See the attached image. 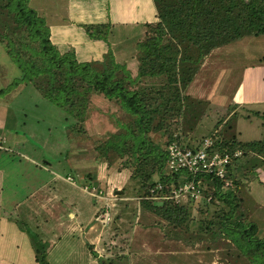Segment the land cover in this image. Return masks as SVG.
Segmentation results:
<instances>
[{
    "label": "rangeland",
    "instance_id": "rangeland-1",
    "mask_svg": "<svg viewBox=\"0 0 264 264\" xmlns=\"http://www.w3.org/2000/svg\"><path fill=\"white\" fill-rule=\"evenodd\" d=\"M149 30L144 26L121 43L119 59L131 75L136 74L138 44ZM262 40L264 35L242 37L214 47L186 86H175L183 99L170 105L180 106L181 114L168 116V129L150 132V140L165 150L169 132L192 145L212 132L224 139L261 138V119L251 109L264 106L235 109L229 98L242 68L254 62L251 53L264 48ZM20 75L0 43V264H39L27 232L6 218L23 221L47 243L48 264H100L99 258L103 264H249L228 238L212 239L204 229L224 203L205 209L199 202H185V220L169 224L142 206L143 190L130 177L134 166L128 155L109 151L101 156L98 145L119 130V120H130L119 105L92 94L85 119L67 120L64 110L43 98L31 82L14 84ZM150 81L161 84V78ZM257 172L249 177L252 181L263 179ZM241 191L240 217L255 222L256 234L263 236L264 204L255 205V192L245 195L244 185Z\"/></svg>",
    "mask_w": 264,
    "mask_h": 264
},
{
    "label": "trees",
    "instance_id": "trees-1",
    "mask_svg": "<svg viewBox=\"0 0 264 264\" xmlns=\"http://www.w3.org/2000/svg\"><path fill=\"white\" fill-rule=\"evenodd\" d=\"M153 1L158 21L145 24L150 30L138 44L135 75H131L125 64L115 61L110 48L102 61H78L72 49L59 52L49 38L45 20L29 6V0H0V43L20 71V78L14 84L31 82L43 98L64 110L65 119L82 122L92 94L102 95L128 114L130 120H119V130L110 133L97 149L103 158L109 151H116L119 156L128 155L134 166L130 177L137 179L143 190L142 206L175 225L187 217L185 204L168 198L156 206L154 200L145 198L156 181L165 183L163 193H168L171 183L176 184L174 178L164 174L166 151L150 140L149 133L167 130L168 116L175 112L181 114L180 106L170 105L183 99L175 86L185 87L214 47L242 37L264 35V0ZM83 28L89 38L106 40L107 26L87 24ZM155 78H161L160 85L151 83ZM144 81L149 88L144 87ZM253 114L261 119L262 137L249 141L236 137L224 139L220 149L241 151L229 166L227 176L231 183L222 188L223 181L203 177L204 196L197 202L205 209L224 203L225 207L213 211L204 229L212 239L216 235L228 238L238 255L244 256L249 264H264V235L258 236L256 223H245L239 210L243 204L244 180L255 176V168L264 163V111H253ZM172 133L168 134L167 144L173 140L182 142L181 134L172 136ZM154 174L156 180H153ZM15 222L20 230L27 232L34 260L48 264L44 254L47 243L43 244L26 229L23 221L15 219ZM102 261L99 258L100 264Z\"/></svg>",
    "mask_w": 264,
    "mask_h": 264
},
{
    "label": "crops",
    "instance_id": "crops-1",
    "mask_svg": "<svg viewBox=\"0 0 264 264\" xmlns=\"http://www.w3.org/2000/svg\"><path fill=\"white\" fill-rule=\"evenodd\" d=\"M28 4L45 20L49 27V38L57 50L65 52L72 49L78 61H102L103 55L110 48L115 61L125 64L119 59L123 54L122 41L126 36L141 31L146 23L158 21L153 0H29ZM87 24L107 26L106 40L89 38L83 28V25ZM251 54L254 55L251 59L254 62L246 63L242 68L241 77L229 98V103L235 109L264 106V48ZM126 68L129 69L128 65ZM251 110L264 111L263 108ZM253 111L251 115L256 116ZM247 115H244L246 119L249 118L246 117ZM257 171H261L263 179L260 177L255 181L244 180L245 195H248L249 191L255 192V194L251 193V200L255 205H262L264 204V163L255 168L256 175H258ZM257 185L263 186L262 191ZM256 190L259 191L256 193ZM6 219L15 221L11 218ZM20 232L25 231L20 230Z\"/></svg>",
    "mask_w": 264,
    "mask_h": 264
},
{
    "label": "built area",
    "instance_id": "built-area-1",
    "mask_svg": "<svg viewBox=\"0 0 264 264\" xmlns=\"http://www.w3.org/2000/svg\"><path fill=\"white\" fill-rule=\"evenodd\" d=\"M224 138L212 132L205 136L196 145L180 143L177 140L170 141L166 146L164 174L175 179L176 184H170L168 193L165 191V183L156 181L148 189L145 198L162 201L172 198L175 202H197L204 196L205 181L203 177H209L218 181H223L222 188L229 186L231 181L227 176L229 166L234 158L241 155L239 149L229 152L220 149V143ZM85 190L89 189L85 185ZM162 192V193H161ZM210 196L206 197L209 200ZM104 220H109L106 212L103 214Z\"/></svg>",
    "mask_w": 264,
    "mask_h": 264
},
{
    "label": "water",
    "instance_id": "water-1",
    "mask_svg": "<svg viewBox=\"0 0 264 264\" xmlns=\"http://www.w3.org/2000/svg\"><path fill=\"white\" fill-rule=\"evenodd\" d=\"M115 193H121V190H115ZM163 204V201H153V205L160 206Z\"/></svg>",
    "mask_w": 264,
    "mask_h": 264
}]
</instances>
